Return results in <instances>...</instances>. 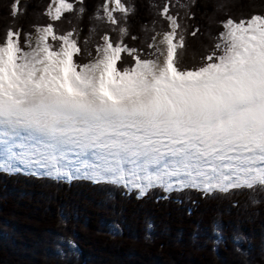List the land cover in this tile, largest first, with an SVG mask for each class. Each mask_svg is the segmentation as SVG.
<instances>
[{"label": "snow or ice", "instance_id": "obj_1", "mask_svg": "<svg viewBox=\"0 0 264 264\" xmlns=\"http://www.w3.org/2000/svg\"><path fill=\"white\" fill-rule=\"evenodd\" d=\"M51 2L53 21L75 8ZM103 9L120 39L104 35L87 61L75 30L58 34L52 23L35 42L14 28L0 38V172L84 180L137 199L154 189L164 200L186 190L264 191V15L223 21L212 51L189 67L188 28L170 4L161 12L168 30L148 52L126 43L129 29L114 15L129 12L122 0ZM212 227L220 244L221 225ZM154 232L148 221L144 238ZM199 238L191 234L193 243ZM78 252L71 238L56 241L57 256Z\"/></svg>", "mask_w": 264, "mask_h": 264}, {"label": "trees", "instance_id": "obj_2", "mask_svg": "<svg viewBox=\"0 0 264 264\" xmlns=\"http://www.w3.org/2000/svg\"><path fill=\"white\" fill-rule=\"evenodd\" d=\"M105 1L68 0L74 10L53 21L46 13L50 0H19L16 8V0H0V38L8 28L33 35L36 27L52 23L58 34L75 30L87 61L102 36L117 40L115 25L95 19ZM122 1L130 7L123 22L129 29L126 43L152 51L154 33L167 29L161 10L168 0ZM255 14L264 15V0H192L180 20L188 28L184 63L191 67L212 51L223 21ZM195 28L200 31L193 37ZM164 195L154 189L137 199L135 191L125 194L84 180L67 184L0 172V264H264V191L204 197L186 190L167 200ZM148 221L155 226L152 239L144 238ZM214 222L221 225L220 244ZM113 225L121 231L114 234ZM196 231L200 238L193 243ZM62 237L74 240L79 252L57 256L56 241Z\"/></svg>", "mask_w": 264, "mask_h": 264}, {"label": "rangeland", "instance_id": "obj_3", "mask_svg": "<svg viewBox=\"0 0 264 264\" xmlns=\"http://www.w3.org/2000/svg\"><path fill=\"white\" fill-rule=\"evenodd\" d=\"M106 2H107V0L105 1V3ZM191 2H192V0H168V1H166V4H170V11L172 12V14H179L180 20H183L184 13L187 11V8H188V6H189V4ZM105 3H103V5ZM103 5L101 6L100 13H98V15L95 16L96 22L104 21V22L111 23L107 19L106 13L104 12V9H103ZM50 7L53 8V9L55 7V5L52 4L51 0H50V2L48 4V8L46 10V13H47V16H48L49 20H52L51 16L48 15V10H49ZM111 7H114V5H112ZM128 8L130 10V7H128ZM161 12H162V10H161ZM114 15L121 21V25L120 26L121 27L125 26L123 22H124V18L126 17L127 14L126 13H121V12H115ZM46 25H40V26L35 28V31H34L33 35L31 36V39L33 40V42H35L38 39L39 28L44 27ZM114 29H115L114 30V36H115V38H117V40H119L120 39L119 28L115 25ZM166 30H168V25H167V29ZM166 30H163V31H160V32H158V31L155 32L154 35H155L156 39H155V41L152 40L151 44L152 43H156L157 45H159V41L162 38V36L160 34H162ZM91 36H94L93 31L91 33ZM91 36H90V39H89V37L87 39V41L89 43L93 42V41H90V40H92ZM102 44H103V36L101 38V42L97 43L96 47L98 45H102Z\"/></svg>", "mask_w": 264, "mask_h": 264}]
</instances>
